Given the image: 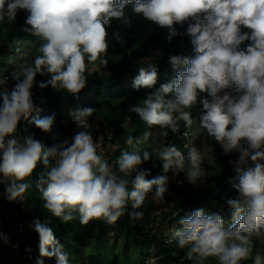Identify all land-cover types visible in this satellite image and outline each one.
<instances>
[{"label":"clouds","instance_id":"9594fccd","mask_svg":"<svg viewBox=\"0 0 264 264\" xmlns=\"http://www.w3.org/2000/svg\"><path fill=\"white\" fill-rule=\"evenodd\" d=\"M127 6H132L138 18L166 30L169 42L178 35L190 37L195 52L194 58L170 56L174 76L158 88L157 64L139 67L132 87L150 91L127 112L167 137L169 132H180L181 121L190 129L194 123L191 110L202 105L191 136L206 133L225 155L239 154L231 162L236 175L228 181L238 193L226 201L231 224L225 227L223 209L208 214L197 208L180 218V227L172 230L173 239L192 264L209 260L264 264L259 251L253 256V238L264 237V164L260 163L264 161V0H0V25H11L23 10L30 26L24 30L42 41L32 63H21L5 74L14 81L11 86L8 76H0V185L6 199L19 202L31 187L34 170L43 164L36 187L43 208L53 217L63 224L77 215L85 226L94 220L114 224L129 204V218L142 219L139 209L149 194L153 200H164L169 171L184 173L194 186L203 182L204 153L187 139L188 131L183 132L186 154L172 143L153 150L164 174L152 179L146 178L150 172L142 168L153 158L151 152L142 150L152 132L137 138L127 135L125 143L131 150L121 152L115 162L118 171H113L89 131L90 117L96 112L91 107L69 112L80 129L71 140L47 147L33 134L17 135L21 120L39 112L32 94L37 75L48 77L38 83L40 89L51 86L77 96L87 85L86 73L108 65V29L114 20L131 24ZM184 25L186 32H178L176 26ZM112 35L122 48L126 45L119 31ZM131 122L132 116H125L120 128L128 130ZM33 123L58 139L53 132L54 113L37 116ZM249 160L254 167L245 168ZM29 227L39 239L35 264H44L45 258L70 264L48 223L36 219ZM0 240L10 243L3 233Z\"/></svg>","mask_w":264,"mask_h":264},{"label":"trees","instance_id":"16d2710c","mask_svg":"<svg viewBox=\"0 0 264 264\" xmlns=\"http://www.w3.org/2000/svg\"><path fill=\"white\" fill-rule=\"evenodd\" d=\"M132 6H127L126 14L131 18L130 25H121L117 21L112 22V27L108 29L109 48L106 58L108 65L100 67L97 71L86 73L88 76L86 87L77 95L73 96L65 90H54L49 86L46 89L38 87L39 82L48 79L47 76L37 75V86L32 89L33 100L39 112H34L28 120H21L18 125V132L21 138L33 134L47 147L54 143L67 139V134L73 128L72 121H67L66 126L63 124L64 114L79 109L77 102L85 94L84 103L93 100L91 108L96 112L90 117V120L98 118L104 126L108 127L107 132H102L103 138L101 149L118 145L117 148L110 152L109 156L101 154L112 167L116 168V160L122 151L131 150L130 146L125 143L127 135L134 138L141 137L145 131H151L152 136L142 145V150L146 149L152 153L153 158L142 165L144 170L150 172L147 179L163 175L162 161L155 158L153 150H159L161 144V130L157 127L148 129L147 126L139 120L135 114L127 112L129 106L141 102L150 90H135L132 87L133 80L138 75L139 67H147L148 64L155 63L158 67V81L156 87L160 84L170 81L174 73L169 64V57L173 55L195 56L194 46L191 44V38L187 35H178L173 37L171 42L168 41L166 30H162L156 25L138 18L132 11ZM28 13L21 10L11 25H0V76L3 70L10 75L15 69L13 61L16 55L21 52L28 53L27 63H32L33 58L38 54L37 49L42 42L40 38L31 35L24 29L30 27L25 21ZM177 31L185 33L187 25L184 27L176 26ZM6 29V30H5ZM113 31H119L121 37L126 40V45L122 48L112 35ZM246 31V29H242ZM243 48L244 45H241ZM129 51L131 55H129ZM14 83V81H13ZM83 103V104H84ZM194 123L190 129H185L184 123L180 122V132L170 134L166 140H170L182 151L186 138L183 132L188 131L189 137L193 138L191 132L197 127L198 118L202 113V105H197L192 110ZM55 114V130L57 140H53L52 135L45 134L37 129L33 120L39 117H45ZM131 115L132 122L128 130L120 128L124 117ZM156 134L154 135V131ZM89 131H91L89 129ZM108 133L111 134L108 138ZM93 135V134H92ZM158 135V136H156ZM95 140V136L93 135ZM192 143L201 151L204 147L207 149L204 156L211 153L210 167L203 162L202 167L205 175L202 177V183L197 185L186 186L172 182L174 177L172 171L167 173V188L173 193V196L179 197L166 210L160 211L154 216L152 213L156 210L154 201H145L141 209L144 213L142 219L132 221L128 212L131 205L125 211V214L114 224H107L102 220L91 221L88 225H82L77 218L68 224H63L57 218L53 217L46 209L43 208L41 193L36 187L39 174L44 171L43 164H38L37 168L30 179L31 187L26 191L27 197L22 201L6 202L7 206L14 208V215L11 219L10 231H14L16 224L21 220H26L31 224L34 220L39 219L41 222L49 224L54 231L56 239L64 246V250L69 255L70 264H192L185 258V250L177 246V242L170 235H165L161 224L175 225L180 227L179 220L186 212L197 208H204L206 213L221 212L225 221V227L231 224V218L227 210L226 201L229 198H235L238 193L230 184L229 178L235 177L231 155H225L218 143L203 133L191 140ZM99 147V148H100ZM102 150V151H103ZM108 154V153H106ZM238 154V153H237ZM239 155V154H238ZM238 159V156L236 160ZM264 164V161H260ZM254 165L251 160L245 166ZM0 189L5 192L3 185ZM168 197H164L167 201ZM29 209V211H28ZM10 244L15 239L10 237ZM38 235L32 230L31 237L23 242L16 251L20 257L25 256L26 248L31 252H26L30 262H35L38 257ZM253 256L257 251L264 256V237L260 239L253 238ZM9 245L3 247L0 244V264L4 263V257L9 255ZM31 257V258H30ZM150 260L153 262L150 263ZM44 264H56L55 259L45 258ZM207 264H216L215 260H209ZM244 264H252V260L245 261Z\"/></svg>","mask_w":264,"mask_h":264},{"label":"rangeland","instance_id":"374dc122","mask_svg":"<svg viewBox=\"0 0 264 264\" xmlns=\"http://www.w3.org/2000/svg\"><path fill=\"white\" fill-rule=\"evenodd\" d=\"M28 53L26 52H21L18 53L16 55V58L13 61V68L16 70L17 67L21 64V63H27L26 61H28ZM8 74L7 71L3 70V75ZM13 83V81L11 80V78L9 77V86H11V84ZM85 97H89L88 94L83 95L82 97H80V99L77 102V106L78 108H86V107H91V104L93 103V100L88 101L86 104L84 103V98ZM84 103V104H83ZM72 121L69 112L64 114V120H63V124L66 126V122L67 121ZM73 128L69 130L68 134H67V139L71 140L72 137L74 136V134L78 131H80V129L73 123ZM90 124L92 125V127L90 128L92 134L95 136V142L98 146V151L100 152V154H103L105 156H109L110 152L115 150L117 147L113 146V147H108L105 148L104 150L101 149L102 147L99 148V146L102 145L103 142V138L101 136L102 132H107L108 131V127L104 126L103 123L101 122V120H99L98 118H94L93 120H90ZM55 130V127L53 128V132ZM156 130L154 131V135L156 134ZM170 134H172L170 132ZM158 136V135H156ZM195 138H190L188 140H193ZM170 140H166V138L164 136L161 137V144H160V149L165 146L166 144L170 143ZM114 148V149H113ZM103 150V151H102ZM202 152H206L207 149L204 147V149L201 150ZM108 153V154H106ZM209 156H204V160L203 162L205 163L206 166L210 167L212 165L211 163V153L208 154ZM238 154L237 153H232L231 155V161H235L237 158ZM251 167H254V165H252ZM176 181H174V180ZM171 181H174L176 184H182L185 183L186 186L191 185L187 179L184 173H180L179 175H174V177H172L170 179ZM201 184V183H200ZM1 192H3V195L0 197V233L6 232L9 233L10 227H11V219L14 215V208L12 206H7L6 202H9L5 195H4V191L1 189ZM24 198L27 199L26 195H23ZM23 197L20 199V201L23 200ZM166 197H168L167 201L165 200H153L152 199V195L149 194L148 199H146V201H154L155 205H156V210L152 213L154 216L158 215V213L160 211H164L167 209V207L173 204L172 201H176L177 199H179V197L177 196H173V193L170 191V189L168 188V192L166 193ZM29 211V209H28ZM7 224L10 226H7ZM29 223L27 222L26 224V233L23 237H19L17 239H14L12 244L8 243L5 244L3 242V240H0V244L3 247H7L9 245L10 246L8 249V251H10L11 253L16 252L15 250L18 249L19 246H22L23 242L27 241L30 237H31V233H32V229L29 227ZM164 232L165 235H170L172 237V230L177 228V226H175L174 224L172 225H167V223L161 224L160 226ZM11 242V241H10ZM18 245V247H14ZM25 256L23 257V264H35V262H30V260L27 258L26 255V251L24 252ZM8 256V255H7ZM7 256H5L4 258H6Z\"/></svg>","mask_w":264,"mask_h":264},{"label":"built area","instance_id":"2783aa9c","mask_svg":"<svg viewBox=\"0 0 264 264\" xmlns=\"http://www.w3.org/2000/svg\"><path fill=\"white\" fill-rule=\"evenodd\" d=\"M5 76H8V75H5ZM9 77V76H8ZM111 134L108 133V138H110ZM117 147L118 145L114 144L112 145L111 147ZM100 147V146H99ZM114 149V148H113ZM174 180V179H173ZM175 181V180H174ZM172 181V182H174ZM176 182V181H175ZM3 195V192H1V189H0V197ZM1 223V222H0ZM26 224L27 222L25 220H21L19 221L17 224H16V227L14 229V231H10V234L9 233H4L8 238L14 236L15 239L19 238V237H23L26 233ZM153 261L150 260V263H152ZM4 263L5 264H23V258L20 257L19 254H17L16 252L14 253H9V255L4 258Z\"/></svg>","mask_w":264,"mask_h":264}]
</instances>
